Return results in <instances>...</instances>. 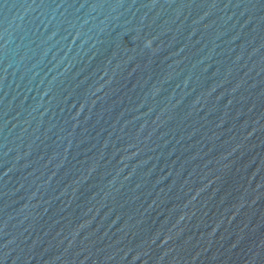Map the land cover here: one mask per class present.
I'll return each instance as SVG.
<instances>
[{
  "label": "water",
  "instance_id": "water-1",
  "mask_svg": "<svg viewBox=\"0 0 264 264\" xmlns=\"http://www.w3.org/2000/svg\"><path fill=\"white\" fill-rule=\"evenodd\" d=\"M0 264H264V0H0Z\"/></svg>",
  "mask_w": 264,
  "mask_h": 264
}]
</instances>
